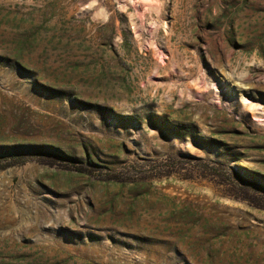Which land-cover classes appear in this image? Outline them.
<instances>
[{"label": "rangeland", "instance_id": "obj_1", "mask_svg": "<svg viewBox=\"0 0 264 264\" xmlns=\"http://www.w3.org/2000/svg\"><path fill=\"white\" fill-rule=\"evenodd\" d=\"M0 264H264V0H0Z\"/></svg>", "mask_w": 264, "mask_h": 264}]
</instances>
